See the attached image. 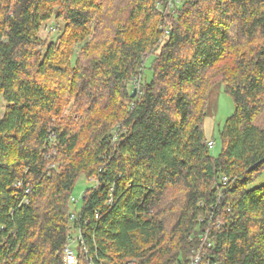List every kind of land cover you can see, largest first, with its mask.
I'll list each match as a JSON object with an SVG mask.
<instances>
[{"label": "trees", "instance_id": "obj_1", "mask_svg": "<svg viewBox=\"0 0 264 264\" xmlns=\"http://www.w3.org/2000/svg\"><path fill=\"white\" fill-rule=\"evenodd\" d=\"M0 94V264H264V0H0Z\"/></svg>", "mask_w": 264, "mask_h": 264}, {"label": "rangeland", "instance_id": "obj_2", "mask_svg": "<svg viewBox=\"0 0 264 264\" xmlns=\"http://www.w3.org/2000/svg\"><path fill=\"white\" fill-rule=\"evenodd\" d=\"M55 23L56 22L52 20L50 23L45 25L40 35L43 38L50 37L51 39H55L58 35H60V32H58V30L56 29ZM234 112L235 103L233 101V98L229 94H226L222 84L216 86L210 94L208 112L204 121V131L206 137L215 142V146L213 148V153L215 155L219 154L221 147L219 135L220 129L223 127L226 120L234 114ZM3 114L4 102L2 95L0 94V118L3 116ZM91 180H89L90 183H88L85 178H82L77 184L74 193L72 194V196H74L76 199H79V202L75 206H73V210L77 213H79L82 208V197L84 195V192L90 187V185L94 184V182L96 181L94 177H92ZM263 183L264 172L258 178L257 183L253 185V187L259 186Z\"/></svg>", "mask_w": 264, "mask_h": 264}, {"label": "built area", "instance_id": "obj_3", "mask_svg": "<svg viewBox=\"0 0 264 264\" xmlns=\"http://www.w3.org/2000/svg\"><path fill=\"white\" fill-rule=\"evenodd\" d=\"M211 145H213V144L211 143ZM14 186L16 188H22V183L18 182ZM29 192H30V190L27 189L26 193H29ZM82 200H84V195L82 197ZM71 202L74 205H76L79 202V199H76L74 196H72ZM79 216H80V211H79V213H77L76 211H73L71 213L70 220L75 221L79 218ZM96 218H99V214H96ZM79 256H82L84 259L86 257L85 260H86L87 264H98L93 259V255L90 253V249H89L88 245L85 243L84 234L80 228L70 238L69 243L65 247V250H64L65 264H80ZM201 259H202L201 253L198 252L197 256L191 258V260L188 264H202ZM99 264H102L101 261L99 262Z\"/></svg>", "mask_w": 264, "mask_h": 264}, {"label": "water", "instance_id": "obj_4", "mask_svg": "<svg viewBox=\"0 0 264 264\" xmlns=\"http://www.w3.org/2000/svg\"><path fill=\"white\" fill-rule=\"evenodd\" d=\"M136 92H137V90H135V92H134L133 96H136Z\"/></svg>", "mask_w": 264, "mask_h": 264}]
</instances>
